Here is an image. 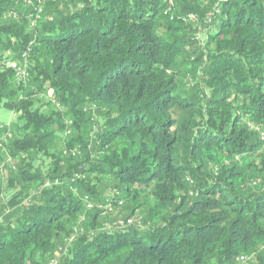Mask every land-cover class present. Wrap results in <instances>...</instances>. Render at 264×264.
Wrapping results in <instances>:
<instances>
[{"label":"trees","instance_id":"16d2710c","mask_svg":"<svg viewBox=\"0 0 264 264\" xmlns=\"http://www.w3.org/2000/svg\"><path fill=\"white\" fill-rule=\"evenodd\" d=\"M166 6L0 0V264H264V0Z\"/></svg>","mask_w":264,"mask_h":264},{"label":"rangeland","instance_id":"374dc122","mask_svg":"<svg viewBox=\"0 0 264 264\" xmlns=\"http://www.w3.org/2000/svg\"><path fill=\"white\" fill-rule=\"evenodd\" d=\"M176 3H177V0H175L173 2L172 7H176ZM178 8L180 9L181 7L178 6ZM193 24L195 25V29H196L195 35H197V37L200 38L201 37L200 32L202 30L198 26L199 23L197 21H195ZM190 82H192V81L190 80ZM49 93L45 92L42 95L36 96V98L38 99V105L37 106H39L42 109L46 108V103L48 101H50ZM16 119H17V115L14 112H12L9 109L0 108V124H4V125H8V124H11V123L13 124V123L16 122ZM0 152H1L2 158L5 161V164H9V161L12 159L10 157V155H8L6 152H4L2 150ZM261 153H263V156H264V147L263 146H262V149H261ZM80 155H82V154L79 153L78 157H80ZM49 163H50L49 159L42 158V159H38V161H35L34 166L40 167L41 170L44 172V171L47 170V167H48ZM10 172L11 171L6 170L5 167H0V186L2 187V191H0V201H1V203L3 202L2 200L6 199L5 198L6 192L3 190V188H5V184H3V183L10 177ZM37 187H38L37 183L33 182V183L30 184L31 191H33ZM102 190H103V188H102ZM104 190L102 191V195L103 196H109L111 192L109 193L108 189H106L105 191ZM129 210H130V208H129V206L127 204L123 205V208H121L119 213L117 215H114L115 217L112 216L111 220L108 221L107 223H110V224L111 223H117L118 224L119 221H121L126 215H128ZM134 217L135 218H133V220H135V222H137L139 224V227L140 226L141 227H145L143 219L146 217V215H145V213H143L142 210L140 211V209H139L136 212ZM76 230H78V228ZM261 256H262V259H264V249L261 250ZM246 264H255V260L254 259H250L248 261V263H246Z\"/></svg>","mask_w":264,"mask_h":264},{"label":"built area","instance_id":"2783aa9c","mask_svg":"<svg viewBox=\"0 0 264 264\" xmlns=\"http://www.w3.org/2000/svg\"><path fill=\"white\" fill-rule=\"evenodd\" d=\"M173 2H174V0H167V6H166L167 9L164 11V15H168L169 11L172 8ZM37 12L41 13V9L38 8ZM188 20L189 21L190 20L194 21L195 20V16L193 14H190L188 16ZM26 54L27 53H23L22 54L23 64H21V63L17 64V63H14V62H9L8 63V66L10 68H12L13 70H15V72H16V82H17V84H20V85L21 84L26 85L27 82H28V77H29V73H28V69H27V55ZM56 106L59 107L58 104ZM0 128L2 129L3 126L0 125ZM68 133H69V131H66V134H68ZM7 137L8 138L10 137L9 133L7 134ZM260 137H261V141H262L263 147H264V134L261 133ZM46 186H50V183H47ZM111 195L112 196L110 198L105 199V201L103 203L97 205V209L101 210L102 214L110 213L112 211L113 207L120 208V207L123 206L122 201L116 200V198L119 196V194L117 192H112ZM85 199L87 200V198H85ZM87 207H90V205L88 204ZM133 223L134 222H133L132 219H126L125 222L119 221L118 225L126 226V225H132ZM248 259H249L248 257H246L244 255H241V257H238L236 259V262H237L236 264H245L246 262H248L247 261ZM48 264H59V262L55 258V259H51L48 262Z\"/></svg>","mask_w":264,"mask_h":264}]
</instances>
